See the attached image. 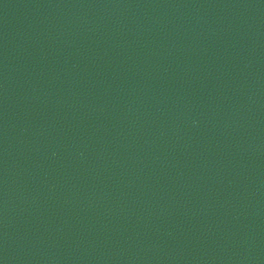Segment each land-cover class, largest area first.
I'll list each match as a JSON object with an SVG mask.
<instances>
[{
	"label": "water",
	"instance_id": "water-1",
	"mask_svg": "<svg viewBox=\"0 0 264 264\" xmlns=\"http://www.w3.org/2000/svg\"><path fill=\"white\" fill-rule=\"evenodd\" d=\"M0 264H264V0H0Z\"/></svg>",
	"mask_w": 264,
	"mask_h": 264
}]
</instances>
